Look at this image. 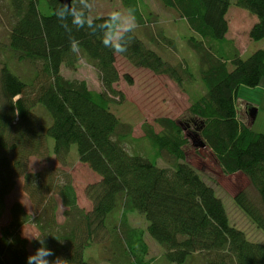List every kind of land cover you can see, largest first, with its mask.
<instances>
[{
  "label": "trees",
  "instance_id": "1",
  "mask_svg": "<svg viewBox=\"0 0 264 264\" xmlns=\"http://www.w3.org/2000/svg\"><path fill=\"white\" fill-rule=\"evenodd\" d=\"M159 1L191 32L185 42L197 55L198 76L205 88L192 107L202 119L201 139L223 172H242L247 177L253 195L241 191L234 203L264 232V133L248 127L237 116L236 107L238 89L256 88L264 79V48L243 56L225 41V15L231 0ZM120 2L127 11L134 10L137 26L154 21L141 0ZM60 3L7 0L8 49L16 62H27L33 69L24 80L7 65L0 68V212L19 177L33 210L28 213L21 203L12 204L10 221L0 225V264H27V257L39 247L32 239V250H27L19 231L26 222L34 224L37 236H43L46 246L68 264H99L98 258L86 256L98 243L110 264H157L146 259V232L162 247L160 260L165 264H188L194 256L205 258L206 264H264V244L249 240L244 231L230 225L212 185L186 162V126L162 116L153 121L160 128L155 131L153 124L143 121L144 139L152 154L130 152L127 141L132 124L110 108L116 97L124 96L114 87L119 78L116 54L178 83L183 75L190 76L186 66L164 62L144 46L135 30L129 33L126 52L105 47L99 34L100 18L108 14L93 17L96 35L87 27L68 32L54 15ZM233 4L255 18L248 29L249 39H264V0H234ZM158 34L162 39L150 40L170 44L168 37ZM72 39L78 41L76 48L71 46ZM79 57L97 71L100 91H91L86 81L60 72L63 64L73 68ZM72 146L77 160L96 175L84 188L89 210L79 206L68 172L58 167L35 173L28 170L32 156L52 155L66 166ZM157 160L166 165H157ZM59 204L63 219L58 222ZM134 212L147 221L145 230L128 220Z\"/></svg>",
  "mask_w": 264,
  "mask_h": 264
},
{
  "label": "rangeland",
  "instance_id": "2",
  "mask_svg": "<svg viewBox=\"0 0 264 264\" xmlns=\"http://www.w3.org/2000/svg\"><path fill=\"white\" fill-rule=\"evenodd\" d=\"M233 2L234 0H231L229 11L225 15L228 21L225 41L235 44L238 51L246 56L256 50L257 47L264 48V39L249 40L248 29L253 24L254 17L246 10L236 7ZM87 3L90 6L88 15L91 17L109 14L113 10L127 14V10L124 9L120 0H88ZM141 3L143 10L146 13L147 11L151 12L155 19L151 22L147 21V26L136 25L135 35L141 39L144 46L152 49L158 56L162 57L164 62L171 65L177 64L178 66L184 64L190 76L183 75L182 82L178 83L165 73H155L142 66L136 67L130 61L116 54L115 67L118 69L119 78L114 87L116 90L122 91L124 96L123 98L116 97L117 102L111 105L110 108L121 120L132 124V137L131 140L127 141L128 150L130 152L138 150L144 153L148 151V154H152L150 143L144 139L143 121L153 124L155 131L160 128L153 121L156 117L162 116H167L172 120L175 119L183 127L186 126L183 133L186 162L200 174L207 184L212 185L214 194L221 198L225 206L230 225L244 231L249 240L264 244V232L234 203L235 196L241 191L253 195L254 191H252L253 188L247 177L242 172H223L208 147H195L191 142V136L194 132L202 137L201 128L198 130L202 119L199 113L193 111L192 107L201 99L200 97L205 90L198 76L197 55L185 42V38L191 35V32L188 30L186 23L178 18L172 9L165 8L159 0H141ZM8 18L7 0H0V68L3 64L7 65L15 74L27 80L31 77L33 68L27 62L19 61L18 63L13 59L6 40L10 25ZM158 32L168 37L170 44H166L164 41L160 43V40L159 43L152 42L150 37L157 40L158 37L161 38ZM76 60L73 68L66 66V64L60 67L62 75L70 79H82L87 82V86L91 91H100L101 81H99L97 71L87 60L81 57ZM125 76L129 77L131 81L126 80ZM236 107L237 116L244 118L248 127L256 133H264V90L261 87L241 86L237 92ZM252 107L258 109L254 119L249 115ZM71 152L66 166L61 165L57 158L52 155L45 158L32 156L29 158L28 170L35 173L46 168L58 167L66 173L68 172L77 193L79 206L89 210L91 204L85 196L84 188L96 180V175L84 163L77 160L74 146H72ZM148 154L145 155L149 156ZM157 165L164 166L166 164L161 160H157ZM15 182L14 188L4 198V205L0 212V225L2 226L10 221V208L15 201L22 204L25 212L31 213L33 210L32 203H30L27 193L23 190V178L19 177ZM62 210L63 206L59 204L56 211L58 222L63 219ZM128 220L132 225L140 226L145 230L147 221L140 214L136 212L129 213ZM19 231L20 235L27 241V250L31 251L32 248L29 242L32 239L30 240L27 236H37L36 226L31 222H26L22 224ZM144 241L147 242L149 251L146 259L152 258L157 264H165L160 260L163 253L160 244L153 240L147 232L144 234ZM100 245L98 243L88 249L86 256L90 255L98 258L99 264H110L102 253ZM206 261L203 257L194 256L190 257L188 264H206Z\"/></svg>",
  "mask_w": 264,
  "mask_h": 264
},
{
  "label": "clouds",
  "instance_id": "3",
  "mask_svg": "<svg viewBox=\"0 0 264 264\" xmlns=\"http://www.w3.org/2000/svg\"><path fill=\"white\" fill-rule=\"evenodd\" d=\"M89 7L86 0H78V3L70 0V3H60V6L55 9L54 15L60 21L61 26L68 32H71L73 29L79 30L87 27L91 31V34L96 35V19L88 15ZM100 19L102 22L99 34L102 37L103 45L114 52H126L131 42L129 33L136 27L134 10L129 8L127 14L113 10L106 18L102 17ZM71 46L76 48L78 41L72 39ZM27 238L30 240L35 239L39 243V247L27 257V264H68L67 259L55 256L53 251L46 246L43 236H27ZM53 256L55 258L49 260V257Z\"/></svg>",
  "mask_w": 264,
  "mask_h": 264
},
{
  "label": "water",
  "instance_id": "4",
  "mask_svg": "<svg viewBox=\"0 0 264 264\" xmlns=\"http://www.w3.org/2000/svg\"><path fill=\"white\" fill-rule=\"evenodd\" d=\"M61 3H70V0H58ZM257 109L255 107H252L249 111V115L254 119L255 113ZM191 142L196 147H206V143L201 139V137L198 135V133H195L191 136Z\"/></svg>",
  "mask_w": 264,
  "mask_h": 264
},
{
  "label": "crops",
  "instance_id": "5",
  "mask_svg": "<svg viewBox=\"0 0 264 264\" xmlns=\"http://www.w3.org/2000/svg\"><path fill=\"white\" fill-rule=\"evenodd\" d=\"M229 11V10H228ZM254 20V22H255V18L253 19ZM253 22V23H254ZM227 34V33H226ZM225 37H226V35H225ZM250 40V39H249ZM251 41V40H250ZM233 45H235V44H233ZM257 48H259V47H257ZM238 50V49H237ZM239 52V51H238ZM240 53V52H239ZM241 54V53H240ZM241 55H243V54H241ZM259 87H261L263 90H264V79H262L261 80V82L259 83V85H258ZM256 109H257V107H256ZM257 112H258V109H257ZM243 120H244V118H242ZM246 123V122H245Z\"/></svg>",
  "mask_w": 264,
  "mask_h": 264
}]
</instances>
